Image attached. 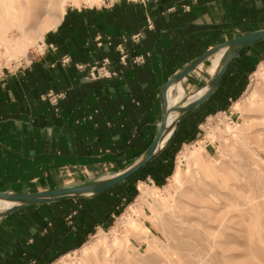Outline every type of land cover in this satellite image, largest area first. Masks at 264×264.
<instances>
[{"label":"crops","instance_id":"obj_1","mask_svg":"<svg viewBox=\"0 0 264 264\" xmlns=\"http://www.w3.org/2000/svg\"><path fill=\"white\" fill-rule=\"evenodd\" d=\"M185 1L121 0L72 7L48 36L55 50L0 76L1 191L57 189L126 168L158 132L164 84L211 47L264 28L253 27L264 22V0H199L190 11L170 10ZM238 29L242 32L234 34ZM138 33L141 40H129L125 47L133 56L145 55L146 62L122 67L115 48ZM261 43L264 40L243 50L229 65L219 89L178 122L166 152L184 139V124L190 118L207 116L226 98L239 95L236 90L249 63L259 62L264 54ZM220 53L184 78L182 98L185 89L191 99L205 91ZM65 57L70 61L64 62ZM105 57L114 61L110 68H119V74L89 79L90 66ZM177 86L170 99L177 97ZM50 91L62 94L59 105L51 102ZM87 198L29 206L0 218V264H42L44 258L81 240L101 218L102 207L113 209L103 195Z\"/></svg>","mask_w":264,"mask_h":264},{"label":"rangeland","instance_id":"obj_2","mask_svg":"<svg viewBox=\"0 0 264 264\" xmlns=\"http://www.w3.org/2000/svg\"><path fill=\"white\" fill-rule=\"evenodd\" d=\"M54 1L0 0V76L55 50L48 36L72 7L104 4ZM244 75L239 95L185 122L175 149L104 194L115 210L102 207L101 220L45 264H264V54Z\"/></svg>","mask_w":264,"mask_h":264},{"label":"water","instance_id":"obj_3","mask_svg":"<svg viewBox=\"0 0 264 264\" xmlns=\"http://www.w3.org/2000/svg\"><path fill=\"white\" fill-rule=\"evenodd\" d=\"M262 40H264V28L235 36L206 50L205 52L194 58L182 71L169 79L164 84L161 91L163 116L158 132L148 148L129 166L114 174H110L84 184L70 185L57 189L32 192L0 190V200L13 203L10 207L0 211V218L8 216L18 209L29 206L56 203L79 197H92L125 182L127 179H129L131 176L145 167L160 151L164 149L167 142L173 135L178 122L185 115L203 104L219 89L223 77L232 61L236 57H238L243 50ZM220 52L222 53L218 68L205 91L198 97L191 100L187 105H184V101L187 100L188 97H190L189 93L185 89L186 97H183L180 101L172 104L170 102V95L174 94L173 90L176 88V86L181 85L184 78L193 70H195L196 67L199 66L202 62L209 59L214 54H218ZM171 116H173L174 119L170 124L169 118ZM168 134L170 135L168 136Z\"/></svg>","mask_w":264,"mask_h":264},{"label":"built area","instance_id":"obj_4","mask_svg":"<svg viewBox=\"0 0 264 264\" xmlns=\"http://www.w3.org/2000/svg\"><path fill=\"white\" fill-rule=\"evenodd\" d=\"M118 1L121 0H104V4L105 5H112ZM132 1H141L142 3H146L149 0H132ZM199 0H187L184 3L181 4V6L179 5H174L173 7L170 8L171 11H175L178 9H181L185 12L190 11L192 6L196 3H198ZM142 33H138L133 35L132 37L129 38H124L117 46H116V51L118 54V60H119V64L123 67V66H128L129 64H135V65H141L144 64L146 62V56L145 55H137V56H133L131 55L126 47L125 44L129 41L132 40L134 42H139L142 38ZM102 38L98 37L97 38V43L99 46H102ZM50 47H52L53 49H56V47L54 46V44H50ZM48 45H46V48L43 50V52L45 53L46 50L49 47ZM70 58L69 57H65L64 58V62H69ZM114 63V61H112L111 58L109 57H105L103 58L101 61H96L94 62L88 71V78L89 79H100V78H109L115 75H118L120 72V69H111L110 66H112V64ZM78 68L82 69L84 68V65H77ZM49 98L51 100V102L54 105H59V101L62 97V94L60 93H54L53 91L49 92ZM58 110V108H57Z\"/></svg>","mask_w":264,"mask_h":264},{"label":"bare ground","instance_id":"obj_5","mask_svg":"<svg viewBox=\"0 0 264 264\" xmlns=\"http://www.w3.org/2000/svg\"><path fill=\"white\" fill-rule=\"evenodd\" d=\"M52 1V0H51ZM53 2L55 3V2H57V1H54L53 0ZM65 1H63V3H64ZM58 23H59V18L58 19H55V20H53L49 25H48V28H50V27H56L57 25H58ZM220 58H221V53H220V55L218 56V58L216 59V61H215V63H216V65H219V60H220ZM218 67V66H217ZM261 70V69H260ZM184 88V87H183ZM177 90H178V92H177V97L174 99V97L172 96V99H170V102H171V100H172V104H174V103H176V102H178V101H180L181 99H182V85H179V86H177ZM171 96V95H170ZM184 97H186V92H185V96ZM195 97V96H194ZM186 99V98H185ZM190 97H188V99L187 100H185L184 101V103H186V102H188V101H191V100H193V99H191ZM238 103V102H237ZM173 117L171 116L170 118H169V123L171 124L172 123V121H173ZM170 134H168V136H169ZM167 136V137H168ZM184 157V156H183ZM180 173H181V170L178 168L177 169V171L175 172V174H174V176L173 177H175V179L177 180V181H179V176H180ZM9 204V206L8 207H10L13 203L12 202H9V201H3V200H0V211H2V210H4V209H6V208H8L7 207V205ZM131 207V206H130ZM128 220V219H127ZM130 221H132V220H130Z\"/></svg>","mask_w":264,"mask_h":264},{"label":"trees","instance_id":"obj_6","mask_svg":"<svg viewBox=\"0 0 264 264\" xmlns=\"http://www.w3.org/2000/svg\"><path fill=\"white\" fill-rule=\"evenodd\" d=\"M168 145V144H167ZM167 145L164 147V149L163 150H166V148H167ZM154 162V159L152 160V161H150L145 167H143L140 171H138L136 174H134L133 176H135V175H137L138 173H140L142 170H144V169H146L149 165H151L152 163ZM133 176H131L129 179H131ZM129 179H127L126 181H128ZM125 181V182H126ZM124 183V182H123ZM122 183V184H123ZM121 185V184H120ZM120 185H118V186H116V187H114V188H112V189H109V190H114L115 188H117V187H119ZM106 192H108V190L107 191H104V192H101V193H99V194H97V195H103L104 196V194L106 193ZM76 199H81V200H83V199H88L87 197H79V198H76ZM111 203V202H110ZM112 204V203H111ZM113 205V209L112 210H115V207H114V204H112ZM49 261V260H48ZM48 261H45V262H43L42 264H45L46 262H48Z\"/></svg>","mask_w":264,"mask_h":264}]
</instances>
